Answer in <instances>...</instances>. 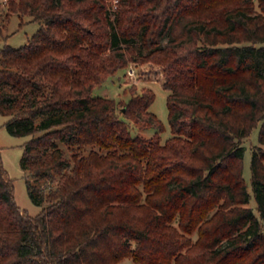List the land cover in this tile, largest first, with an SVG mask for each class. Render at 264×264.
Here are the masks:
<instances>
[{
  "label": "trees",
  "instance_id": "1",
  "mask_svg": "<svg viewBox=\"0 0 264 264\" xmlns=\"http://www.w3.org/2000/svg\"><path fill=\"white\" fill-rule=\"evenodd\" d=\"M0 0L40 27L0 48V112L32 215L0 150V264H264V0ZM163 64L171 136L149 86L93 95L129 61ZM160 77V78H161ZM156 128L153 137L133 134ZM252 148L251 185L243 174ZM195 235V237L193 236Z\"/></svg>",
  "mask_w": 264,
  "mask_h": 264
},
{
  "label": "rangeland",
  "instance_id": "2",
  "mask_svg": "<svg viewBox=\"0 0 264 264\" xmlns=\"http://www.w3.org/2000/svg\"><path fill=\"white\" fill-rule=\"evenodd\" d=\"M113 4L112 10L116 8L117 0H109ZM257 4V0H255ZM23 24H20L21 17L18 15L11 16L9 24L3 28L0 33V48L5 44L18 47L27 42L29 37L40 27V23L36 20L25 16ZM134 68L137 74V81L133 80L128 74V69ZM163 64L155 61L137 62L129 61L127 64H122L117 67L113 73L109 74L101 83L93 87L92 94L103 97L113 98L118 102L126 103L135 93H140L142 88L149 86L155 92V99L150 106V109L157 115L164 126V130L160 132L162 142L171 136V126L169 121V109L167 104V97L169 90L162 84V77L160 76ZM161 77V78H160ZM8 119L7 115L0 112V150L2 160L10 177L14 183L15 199L21 208L28 213L34 215L41 210V205L36 204L31 199L26 183V171L22 167L21 157L24 150V143L32 135H14L8 131L5 122ZM261 123H259L251 132L250 136L242 139L246 146L243 160L244 178L248 184V188L252 193L250 202L247 204L253 207L258 214V205L253 195L251 185V157L252 148L259 144V130ZM130 128L132 133H142L147 137H153L156 134V128L137 127L136 123L130 121ZM195 237V235H193ZM125 261L136 264L131 258H126Z\"/></svg>",
  "mask_w": 264,
  "mask_h": 264
},
{
  "label": "built area",
  "instance_id": "3",
  "mask_svg": "<svg viewBox=\"0 0 264 264\" xmlns=\"http://www.w3.org/2000/svg\"><path fill=\"white\" fill-rule=\"evenodd\" d=\"M128 74H129V76H131L133 78V80L137 81L138 77H137L136 71L133 67L128 69Z\"/></svg>",
  "mask_w": 264,
  "mask_h": 264
}]
</instances>
